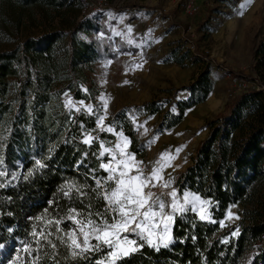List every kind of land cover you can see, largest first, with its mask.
Wrapping results in <instances>:
<instances>
[{
    "label": "trees",
    "instance_id": "obj_1",
    "mask_svg": "<svg viewBox=\"0 0 264 264\" xmlns=\"http://www.w3.org/2000/svg\"><path fill=\"white\" fill-rule=\"evenodd\" d=\"M218 1L206 0L199 28L219 12ZM222 1L235 7L239 0ZM5 4L19 15V24L22 12L30 10L31 20L41 30L0 50V173H4L0 175V264L14 261L24 243L35 247L31 233L34 227L37 231L43 227L36 218L45 210L49 218H62L70 208L86 212L89 204L91 211L103 212L104 201L92 191L94 177L107 175L99 168V142L89 147L82 140L86 132L103 141L116 136L99 130L96 113L66 108L65 93L74 102H94L99 90L91 73L99 60L138 51L113 36L107 12L82 13L83 0H0V5ZM82 31L89 38H81ZM98 33L102 34L92 37ZM254 54L253 69L260 80L241 71L232 72L233 78L257 80L263 86L239 91L205 121L200 128L208 129V134L199 141L191 162L173 179L172 187L179 193L191 191L211 201V220H200L190 209L176 215L167 247L144 244L120 264H264V35ZM201 57L196 49L192 54L171 50L169 59L184 66L187 59L197 62ZM85 84L89 85L84 88ZM213 88L211 71L205 66L189 83L179 86L190 92L187 98L165 100L169 107L175 104L177 113L164 109L162 99L146 100L141 109L146 114L161 113L158 131L170 130L183 121L188 109L206 101ZM129 111L116 110L106 124L123 131L132 142L130 151L143 157L146 143ZM69 183L83 186L87 195L80 197L73 191L71 197L65 196ZM237 204L242 206L239 222L221 227L228 208ZM70 226L67 220L61 225L66 230ZM57 244L59 264H95L102 256L91 253L87 259H72ZM52 251L43 248L40 264H54L48 258ZM20 257L17 264L26 258L23 252Z\"/></svg>",
    "mask_w": 264,
    "mask_h": 264
},
{
    "label": "rangeland",
    "instance_id": "obj_2",
    "mask_svg": "<svg viewBox=\"0 0 264 264\" xmlns=\"http://www.w3.org/2000/svg\"><path fill=\"white\" fill-rule=\"evenodd\" d=\"M205 2L206 0H103L101 5L98 4L89 10L99 9L107 12L106 22L112 28L113 36H120L128 45L136 46L138 51H127L114 59L99 60L95 71L91 73L99 90L95 101L84 99L77 102L83 101L85 105H93L98 117L103 114L100 96L108 97L106 119L118 109L130 110L129 115L132 120L135 118L138 135L146 143V155H136L138 160L144 162L145 171L150 170L152 163L161 153H175L179 148V154L172 162V167L164 171L165 180L171 179L172 184L175 174L191 162L199 141L208 134V129L200 127L212 115L222 110L239 91V80L233 78L232 72L241 71L247 75L253 73V76L260 80L253 65L254 49L264 35V0H251V3L243 8L241 5L245 4V0H239L235 7L228 1L219 0V12L212 14L205 27L199 28L198 22L204 15ZM195 5L198 10L191 12L190 8ZM30 12H22L19 24V15L6 4L0 5V50L14 47L25 36L41 30L38 23L31 20L28 14ZM110 20H114V23L111 24ZM129 26L131 33L128 32ZM101 34H94L92 37ZM79 35L81 38H89L83 31ZM195 49L204 56L201 61L187 59L183 66L169 59L171 50L182 54L190 51L192 54ZM136 65L142 67L137 68ZM205 66L211 71L213 94L203 103L188 109L177 128L158 131L162 114H146L141 109L142 103L150 99H162L160 105H163L164 109L169 108L177 113L175 104L169 107L165 100L176 102L178 99L187 98L190 92L180 90L179 86L189 83ZM247 83L252 88L263 86L257 80H248ZM88 85L85 84L84 88ZM106 119L104 124L108 126ZM116 140L117 138L105 141L106 146L111 147ZM169 190L153 189L157 193H166ZM179 194L182 196L183 193ZM164 199L167 204L169 198L165 196ZM201 199L210 201L203 197ZM211 207L210 201L209 220L212 216ZM189 209L191 210V206ZM166 211H170V208L166 207ZM228 211L234 216L228 219V212L226 213L222 220L225 226L237 224L241 218L242 206H231ZM179 214H175V217ZM172 229L173 227L171 235ZM7 264H13V261Z\"/></svg>",
    "mask_w": 264,
    "mask_h": 264
},
{
    "label": "snow or ice",
    "instance_id": "obj_3",
    "mask_svg": "<svg viewBox=\"0 0 264 264\" xmlns=\"http://www.w3.org/2000/svg\"><path fill=\"white\" fill-rule=\"evenodd\" d=\"M249 3L251 0H245L241 8ZM131 31L129 26L128 32ZM65 97L64 105L70 111L75 109L76 112H80L83 108L88 114H95L93 105H85L83 101L74 102L67 93ZM100 100L103 114L97 117V127L101 132L114 134L117 138L116 143L111 147L106 146L105 141L87 132L82 143L91 147L93 143L99 142L100 151L97 155L101 161L99 168L107 175L102 179L94 177L96 188L92 191L104 201L103 212L91 211L92 205L89 204L86 212L70 208L67 215L62 218H49L45 210L44 215L36 218L43 227L39 231L34 227L31 233L35 247L32 243H24L17 252L13 264L21 260L20 252L26 257L23 264H40L45 246L53 250L48 258L54 264H59L56 258L57 241L68 250L72 259H87L91 253H102L95 264H120L125 258L138 252L144 244L157 249L161 246L167 247L172 242L171 227L175 214L184 213L189 210V206L192 211L198 212L200 220L210 219V201L202 200L199 195L188 191L183 192L181 196L178 190L172 187L171 179L164 178L165 169L172 167V162L180 149H176L175 153L167 151L161 153L152 163L150 170L145 171L144 162L138 160L136 154L130 151L132 142L129 137L125 136L123 131H116L113 126H105L109 98L101 95ZM133 122L135 123L134 117ZM84 155L87 156L88 153L85 152ZM105 157L108 158L107 162H104ZM37 165L43 167L39 161ZM65 188L64 195L68 197H71L73 191L80 197L87 195L83 186L74 183L67 184ZM155 188L170 190L166 193H157L153 191ZM165 196L169 198L167 204ZM166 207L170 208V211H166ZM233 216L234 214L228 211L227 218L231 219ZM65 220L70 221L72 225L67 230L61 227ZM219 223L221 227L225 226L223 221ZM232 235H238V230Z\"/></svg>",
    "mask_w": 264,
    "mask_h": 264
},
{
    "label": "built area",
    "instance_id": "obj_4",
    "mask_svg": "<svg viewBox=\"0 0 264 264\" xmlns=\"http://www.w3.org/2000/svg\"><path fill=\"white\" fill-rule=\"evenodd\" d=\"M102 1H103V0H96V2L89 3L88 0H83L82 13H86L87 11H89V10H91V9H94L93 7H97L98 4L101 5V4H102ZM190 9H191V12H195V11L198 10L196 5H195V6H192ZM229 74L231 75V72H229ZM238 83H239V85H240L239 91L251 87V86H250L247 82H245V81H241V80H239ZM239 91L236 92V93H239ZM236 93H235V94H236ZM235 94H234V95H235ZM234 95H232V96H234Z\"/></svg>",
    "mask_w": 264,
    "mask_h": 264
},
{
    "label": "crops",
    "instance_id": "obj_5",
    "mask_svg": "<svg viewBox=\"0 0 264 264\" xmlns=\"http://www.w3.org/2000/svg\"><path fill=\"white\" fill-rule=\"evenodd\" d=\"M212 92H214V91H212ZM212 92L210 93V95H212V94H213ZM210 95H209V96H210ZM177 127H178V126H177ZM177 127H176V128H177Z\"/></svg>",
    "mask_w": 264,
    "mask_h": 264
}]
</instances>
